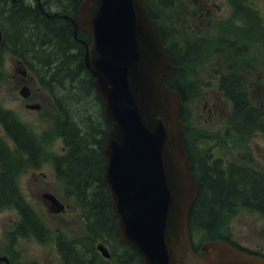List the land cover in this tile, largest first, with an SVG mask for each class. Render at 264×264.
Listing matches in <instances>:
<instances>
[{
    "label": "trees",
    "instance_id": "16d2710c",
    "mask_svg": "<svg viewBox=\"0 0 264 264\" xmlns=\"http://www.w3.org/2000/svg\"><path fill=\"white\" fill-rule=\"evenodd\" d=\"M242 4L245 0H241ZM81 0H0V72L6 53L21 59L35 72L47 89L63 117L57 120V130L68 145L67 154L54 159L59 176L65 179L68 196L83 212L86 231L76 238L58 233L57 248L64 264H142V256L124 243L115 227L109 196L102 173L106 162L103 146L108 137L109 123L104 112L94 77L85 63L83 39L91 43L89 34L74 26L64 14L74 15ZM154 18L162 19L165 11L173 7L174 0H147ZM236 9L246 24L259 23V13L243 4ZM173 25L161 24V33L175 69L166 79L167 84L180 92L185 103L181 119L185 123L184 144L192 168L200 179V191L191 208L190 229L194 247L211 240L230 242L238 248L251 251L234 241L225 226L241 208H250L264 215V170L252 164L245 153L241 160H229L216 155L215 145L206 131H195L190 126L187 105L192 98L204 94L205 87L194 78V67L201 46L188 41L182 53ZM221 41L218 48L221 47ZM196 73L195 75H197ZM193 77V78H192ZM219 90L232 105L225 129L226 135L240 139L254 132L264 136V107L254 104L249 96L242 74H223ZM0 124L15 144L18 154L0 136V210L16 208L20 220L16 230L25 237L47 240L50 230L39 214L24 198L19 176L46 150L39 138L16 114L0 104ZM21 153L28 154L24 157ZM103 240L111 250L105 259L96 248ZM3 264V263H0Z\"/></svg>",
    "mask_w": 264,
    "mask_h": 264
},
{
    "label": "water",
    "instance_id": "95a60500",
    "mask_svg": "<svg viewBox=\"0 0 264 264\" xmlns=\"http://www.w3.org/2000/svg\"><path fill=\"white\" fill-rule=\"evenodd\" d=\"M77 17L92 37L86 64L112 125L103 179L121 239L143 264H264V256L226 241L204 243L203 254L193 248L189 217L200 181L183 142L182 96L166 83L171 56L146 0H83ZM21 93L28 96V87ZM44 197L52 211L64 210L53 194Z\"/></svg>",
    "mask_w": 264,
    "mask_h": 264
},
{
    "label": "rangeland",
    "instance_id": "374dc122",
    "mask_svg": "<svg viewBox=\"0 0 264 264\" xmlns=\"http://www.w3.org/2000/svg\"><path fill=\"white\" fill-rule=\"evenodd\" d=\"M264 15V0H252ZM182 0H176L173 7L164 14L163 21L168 26H175L173 31L176 40L183 45L187 40L196 37L193 30L183 28L178 23V15L181 13ZM219 3V0L217 1ZM224 9L219 18L210 25L203 27L205 43L193 66L195 77L208 81L205 85L204 94L190 99L188 108L189 123L195 131H206L211 137L210 143L215 145L216 155L226 160H241L240 155L252 158V164L264 169V136L261 132H254L246 139H240L234 135H226L225 129L231 114L230 101L219 90L217 85V72L237 71L244 74L249 96L254 104L264 107V41L263 32L257 35H249L244 29V23L238 21L231 11L228 0H221ZM183 26V22H181ZM264 30V28H262ZM238 39L240 44H248L243 52L224 51L216 52L214 49L220 38ZM23 64H20L12 55L6 54L4 67L0 72V103L14 110L17 115L40 135L47 134V148H55L61 151L63 141L56 135V121L62 117L52 97L43 90L37 81L31 77L27 78L30 86L35 92L31 102H40V109H29L25 107V101L19 94L22 85ZM33 75V74H32ZM193 75V76H194ZM193 78V77H192ZM0 134L6 141L13 145L12 140L0 126ZM48 173L47 180L38 181L33 169L27 170L19 177L20 189L39 213L45 225L50 229L51 235L41 241L36 237H25L15 231V225L20 215L14 208L0 210V256L12 258L15 264H64L61 261L57 248L56 235L61 232L69 238H76L85 233V224L81 210L76 207L74 200L68 197L64 191V183L55 172L51 161H47L37 171ZM37 177V178H36ZM41 179V178H40ZM48 181V183H46ZM48 188L66 205V209L58 214L52 213L42 197L43 190ZM225 232L230 233L233 240L242 246L264 252V216L247 208L239 209L228 221Z\"/></svg>",
    "mask_w": 264,
    "mask_h": 264
},
{
    "label": "flooded vegetation",
    "instance_id": "af4514ba",
    "mask_svg": "<svg viewBox=\"0 0 264 264\" xmlns=\"http://www.w3.org/2000/svg\"><path fill=\"white\" fill-rule=\"evenodd\" d=\"M217 1L218 0H182L180 5L181 13L178 15V23H180V26L183 28L187 27L188 30H193L194 35L199 39L205 40V38L203 37L204 36L203 27L205 25H210L216 19H218L220 12L224 9L221 0H219V3ZM228 1L230 3L232 12L236 11L237 8L241 10L244 9L245 7L243 6V4L246 5V7L252 8L259 12V8L256 7V5L253 3L252 0H245L243 4L241 0H228ZM181 22H183L184 24L183 26L181 25ZM254 27L256 29V35H257L258 28L257 26ZM221 40L222 42H226L225 44L227 45V47L223 48L222 50L233 51L235 49L236 45L230 47L228 44V42L234 41L233 39L222 37ZM194 44L197 45L198 47L200 43L197 40H195ZM62 150H65V148L63 147ZM41 176H42L41 177V181H42L47 177V174L41 172ZM46 189L47 188H45V190Z\"/></svg>",
    "mask_w": 264,
    "mask_h": 264
}]
</instances>
